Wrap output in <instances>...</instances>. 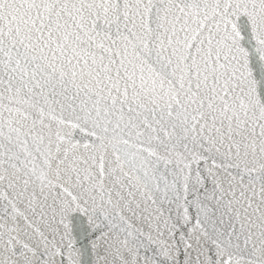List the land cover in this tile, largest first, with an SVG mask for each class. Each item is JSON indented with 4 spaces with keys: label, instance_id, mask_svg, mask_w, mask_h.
<instances>
[{
    "label": "snow or ice",
    "instance_id": "obj_1",
    "mask_svg": "<svg viewBox=\"0 0 264 264\" xmlns=\"http://www.w3.org/2000/svg\"><path fill=\"white\" fill-rule=\"evenodd\" d=\"M0 264H264V0H0Z\"/></svg>",
    "mask_w": 264,
    "mask_h": 264
}]
</instances>
